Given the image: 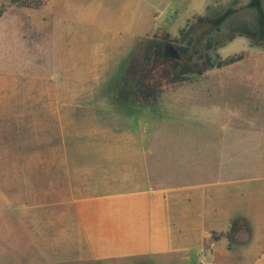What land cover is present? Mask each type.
<instances>
[{"label": "rangeland", "instance_id": "1", "mask_svg": "<svg viewBox=\"0 0 264 264\" xmlns=\"http://www.w3.org/2000/svg\"><path fill=\"white\" fill-rule=\"evenodd\" d=\"M253 1L42 0V5L34 8L0 0V65L7 64L10 54L11 58L22 57L27 71L33 67L52 77L56 88L61 81L56 83L55 78L72 76L77 95L74 105L90 107L97 117H110L112 126L128 128L143 140L160 187L194 182L179 170L195 176L201 165L205 166L201 160L206 155L230 150V145L235 154L228 168L234 176L252 173L254 167L264 174V43L244 35L228 40L230 32L244 33L254 27L259 13L264 15V0H256L260 12L252 6ZM201 16L214 19L195 34L201 51L210 37L211 56L242 55V59L167 86L150 108L141 105L133 96L132 77L127 72L131 63L138 64L142 50L157 31L177 38L180 29ZM218 18L221 20L216 21ZM199 63L196 60L197 66ZM26 83L33 89L30 94L51 87L35 80ZM39 98L41 103L37 96L29 98L33 110L27 116H47L44 108L48 101ZM246 138L262 141L241 143ZM204 139L233 142L207 147ZM237 150L247 152L246 161ZM7 177L9 173L1 170L0 264H98L85 243V227L76 222L73 212L58 211L52 222L46 216L52 211L47 210L42 222L40 217L35 222L32 215L37 212L24 214L17 193L3 195L9 190L4 187Z\"/></svg>", "mask_w": 264, "mask_h": 264}, {"label": "crops", "instance_id": "2", "mask_svg": "<svg viewBox=\"0 0 264 264\" xmlns=\"http://www.w3.org/2000/svg\"><path fill=\"white\" fill-rule=\"evenodd\" d=\"M7 60L0 65V172L10 175L3 195L17 193L24 214L35 211L42 222L49 210L54 222L58 211L73 212L98 264H264V174L254 167L234 176L232 145L206 155L195 176L179 170L194 182L160 187L143 140L74 105L72 76L55 78L56 88L52 77L27 71L24 58ZM28 80L51 87L30 94ZM33 96L47 99L45 118L27 116ZM246 153H238L244 161Z\"/></svg>", "mask_w": 264, "mask_h": 264}, {"label": "trees", "instance_id": "3", "mask_svg": "<svg viewBox=\"0 0 264 264\" xmlns=\"http://www.w3.org/2000/svg\"><path fill=\"white\" fill-rule=\"evenodd\" d=\"M258 1H253V7L260 12ZM42 0H10L11 5L38 8ZM3 8L0 9V16ZM221 18L216 19V21ZM214 19L209 16H201L189 21L180 29L177 38H171L168 33L159 30L153 35L139 57L138 64L132 62L127 72L132 77L133 96L137 102L146 108H150L157 94L167 86L181 84L193 76H201L208 70L221 69L239 62L242 55L220 58L219 55L211 56L214 51L212 39H206L203 50L195 40V34ZM253 28L245 29L243 33L233 30L228 34V40L235 36H248L264 43V15H260ZM220 27L215 31L219 32ZM172 50L174 54L171 53ZM196 60L200 65H196Z\"/></svg>", "mask_w": 264, "mask_h": 264}, {"label": "water", "instance_id": "4", "mask_svg": "<svg viewBox=\"0 0 264 264\" xmlns=\"http://www.w3.org/2000/svg\"><path fill=\"white\" fill-rule=\"evenodd\" d=\"M172 54H174V52L172 50H170Z\"/></svg>", "mask_w": 264, "mask_h": 264}]
</instances>
